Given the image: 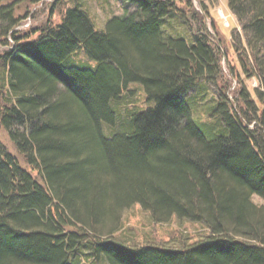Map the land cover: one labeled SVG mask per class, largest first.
Here are the masks:
<instances>
[{
    "label": "trees",
    "instance_id": "1",
    "mask_svg": "<svg viewBox=\"0 0 264 264\" xmlns=\"http://www.w3.org/2000/svg\"><path fill=\"white\" fill-rule=\"evenodd\" d=\"M41 1L0 0V126L19 154L0 139V264H264V0H226L255 87H232L193 0H122L103 27L84 0H54L18 29ZM78 51L91 65L70 63ZM133 204L208 232L131 244L116 231Z\"/></svg>",
    "mask_w": 264,
    "mask_h": 264
},
{
    "label": "rangeland",
    "instance_id": "2",
    "mask_svg": "<svg viewBox=\"0 0 264 264\" xmlns=\"http://www.w3.org/2000/svg\"><path fill=\"white\" fill-rule=\"evenodd\" d=\"M54 0H42L31 6L30 14L24 19V21L17 26L18 29L26 27V23L29 21V25H35L46 20L50 15V10L54 4ZM208 9V15L203 10L199 0H193V5L204 14V21L208 29L212 32L215 37H219V42L222 45V60L221 65L224 71L232 77V87L235 86L241 79L249 87L258 86V81L255 77L247 78L244 74V70L240 65L237 51L232 46V35L231 31L234 27L240 30V25L234 14L230 11L226 0H201ZM65 3L71 5L73 0H66ZM88 12L93 16L96 24L99 27H103L107 19L113 15H120L125 12L126 8H131L132 5L122 2V0H84ZM133 7V6H132ZM132 9V8H131ZM60 7H56L55 12L50 16L52 21H58L60 19ZM27 26V27H28ZM167 31L175 34L176 36L184 33V27L180 22L169 20L167 23ZM217 31L218 35L216 34ZM6 46L0 43V50ZM220 47V48H221ZM70 63H77L83 66L91 65V62L83 55V52L78 51L73 54L70 58ZM89 61V62H88ZM232 69V70H231ZM233 71V74H232ZM234 75V76H233ZM213 87L209 84L204 85L203 97L199 95L198 106L203 105V99L206 95L212 93ZM200 94V92L198 93ZM131 98H127V103L132 108H136L141 105L144 106L146 100L142 95V89L139 85L133 86ZM136 103V106L134 105ZM0 139L6 145V147L16 153L18 152L14 147L12 141L6 130L0 126ZM253 202L257 204L262 203V199L259 195H252ZM122 217V228L116 231V235L119 238L127 237L131 244H138L141 242H155L173 245H187L195 240H198L205 236L208 232L207 228L199 222L189 221L180 219L175 215L167 221L155 222L151 218L148 211L143 209L140 204H133L129 208L123 210L121 213ZM112 225L106 223V227ZM105 227V229H106ZM85 263V256H82ZM96 264H106L104 261H98Z\"/></svg>",
    "mask_w": 264,
    "mask_h": 264
},
{
    "label": "built area",
    "instance_id": "3",
    "mask_svg": "<svg viewBox=\"0 0 264 264\" xmlns=\"http://www.w3.org/2000/svg\"><path fill=\"white\" fill-rule=\"evenodd\" d=\"M28 24V23H27Z\"/></svg>",
    "mask_w": 264,
    "mask_h": 264
}]
</instances>
